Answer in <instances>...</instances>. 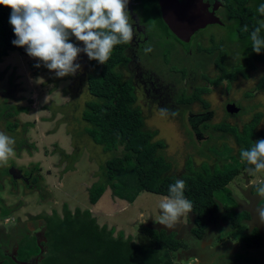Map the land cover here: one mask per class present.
I'll return each mask as SVG.
<instances>
[{
	"label": "rangeland",
	"instance_id": "1",
	"mask_svg": "<svg viewBox=\"0 0 264 264\" xmlns=\"http://www.w3.org/2000/svg\"><path fill=\"white\" fill-rule=\"evenodd\" d=\"M230 26L224 28L209 26L197 33L190 45L193 46L196 41V47L200 49L201 53L203 50L206 56L210 53L217 56L218 53L220 54L217 49L213 50L206 45L202 47L198 45L203 41L208 42L210 37L212 39L228 38L231 35ZM226 41L229 40L226 39ZM72 42L81 47L82 43L76 41L74 37H72ZM147 58H151L150 64L152 62L159 72L165 71L162 65L156 62L157 60L152 59L151 56H147ZM77 62L80 63L82 70L74 76L58 78L54 72L49 71L42 64L40 67H35L37 60L34 58L17 51L10 52L0 60V74H3L0 80V94L5 91L7 93L8 89L14 88L12 92L17 98L16 102L13 101L14 104L21 106L28 104L30 108L28 113L17 115L19 124L14 131L7 130L4 122L0 120V131L13 137L15 142L25 138L28 144L33 146L30 151L22 149L19 153L14 149L15 154L5 167L10 165L20 168L27 166L29 169L34 167V176H38L37 187H41V190L38 191L35 188H23L19 183L14 188L9 185L10 178L5 177L1 180L3 189L0 190V200L3 201V205L12 208V210L8 216L0 215V256L1 254L15 256L18 241L25 235L34 236L42 226H35L30 222L31 219L33 218L32 222H34L35 216L38 217L41 213L51 214L53 210L62 214L64 204H67L72 211L76 207L89 208L99 225H106L109 229L114 228V236L123 232L125 237L132 236L133 239H137L140 224L164 226L158 222L160 219L158 204L165 197L162 195L142 191L131 204L114 197L110 188H107L96 203H90L89 188L92 183L99 180L100 165L110 156L111 152H103L101 146L94 144L85 133H81L83 127V123H81L82 109L84 102L91 98L87 90L86 78L90 68L85 53H80ZM263 67L264 65L258 63L256 73L252 74L251 78H239L232 82L233 88L232 86L230 88L232 92L234 90L235 96L239 94L237 91L241 92L240 95L243 91H251L252 94H256L252 101L250 92H245L250 101L244 99L243 102L248 105H241L239 100L237 104L240 107H237L241 109L235 116L229 118L224 111L223 104H218L223 98L222 93L213 92L207 97L212 102L210 109L219 116L214 115L210 121L201 123L199 129L206 138L200 141L194 140L193 133L187 124L184 126V120L180 121L178 115H181L182 112H173L175 115L173 116L170 113L171 105L168 104L166 107L163 105L164 110L173 116V119L170 120L167 114H162L161 107L153 105L151 96L149 98L148 94L143 92V89L146 88L144 83H142L143 86L137 87L136 105L142 109L145 128L157 132L154 140L165 142V147L161 151L171 163L168 174L179 177L189 171H206L208 165L210 168L215 167L221 170L241 167L243 160L239 153L249 144L248 136L253 134L252 140L255 141L264 138V88L260 91L256 88L259 77L264 75ZM129 72V67H124L125 76L123 77L126 78ZM10 76L13 87L10 86ZM233 97L231 100L236 101ZM253 104L260 106L252 111L249 105ZM258 111L262 113V116L252 130L254 125L252 126L250 122L254 118V113ZM225 117H228L229 123L223 120ZM219 119L221 120L219 121ZM26 122L31 125L24 130L23 124ZM71 132H73L72 135ZM61 150L68 154H75V160H63L59 153ZM68 165L71 166V169L65 171ZM262 173L254 171L248 173L241 170L240 175L235 176L227 188L232 191L235 189V182L239 183V186L243 184L242 188L245 189H242L240 194L243 197L244 190L249 187L243 177L247 175L256 179ZM242 174L243 176H241ZM259 186H262V183L256 185L255 188L257 189ZM215 195L221 204L224 203L239 209L238 202L233 203L230 200L234 198V193L233 198L229 197L226 190L216 191ZM94 204L95 206H93ZM3 205L0 202V206ZM141 214L147 219L143 223H140L139 220ZM29 226L32 227L31 231L28 229ZM226 226L227 224L222 221L215 226L209 225L205 238L199 241L190 234L188 214L182 216L171 229L176 230L177 233L181 232V237L186 240L187 247L182 250L177 259L173 260L174 263L209 264L212 262L216 257L215 254L225 249V244L219 245V243L226 238V229L228 228ZM245 226L244 222L242 228ZM240 230L241 228L232 230L231 235L235 237ZM216 235H221L222 238H217ZM252 256L257 260L256 262L243 261L242 263L240 261L239 264H264V246L253 252ZM228 261L219 262L220 264H230Z\"/></svg>",
	"mask_w": 264,
	"mask_h": 264
},
{
	"label": "trees",
	"instance_id": "2",
	"mask_svg": "<svg viewBox=\"0 0 264 264\" xmlns=\"http://www.w3.org/2000/svg\"><path fill=\"white\" fill-rule=\"evenodd\" d=\"M10 12L9 7L0 5V60L13 51L27 55L23 47L11 43L15 36L8 22ZM244 31L242 27L241 33L246 36ZM246 38L252 50L251 39ZM126 45L115 46L105 65L89 60L91 68L87 74V90L91 98L84 102L81 133H85L94 144L101 146L103 152H111L110 156L112 155L100 165V178L89 188L90 203H96L107 188H110L114 197L129 203L135 201L142 191L168 196L169 185L179 178L186 182L184 195L192 202V211L188 214L192 236L202 239L208 231L209 223L217 222L220 211L221 218L229 221L233 229L240 226L242 218H249V214L238 212L233 206L221 204L215 193L226 190L229 197L233 198V192L227 188L228 183L241 170L253 166L243 161L241 167L221 170L208 165L206 171H189L179 177L168 174L171 163L161 151L165 142L154 140L157 132L145 128L144 116L136 105L137 96L131 79L123 80L114 70L117 64L127 60L124 54ZM252 53L258 60L264 61V50L260 54ZM9 78L10 86L13 87L12 77ZM258 87H264V78ZM12 91L14 88L0 94V120L9 131H14L18 126V114L30 111L28 104H14L17 98ZM196 97H199L197 92ZM186 98L191 99L192 95ZM260 115L255 114L250 122L254 125L252 130L259 122ZM11 118L14 120L11 121ZM29 125L31 123H24V130ZM249 136L246 149H250L255 142L252 140L254 135ZM31 147L22 138L17 142L16 150L18 153L23 148L30 151ZM59 153L63 160L76 158L75 154H68L63 150ZM70 169L71 166L68 165L65 171ZM7 174L6 168L0 171V176ZM2 189L0 182V190ZM230 200L235 203L234 198ZM0 202L3 205V201ZM0 210L4 217L10 214L12 208L3 205ZM39 216L45 222V240L39 242L36 236H23L17 244L16 255L1 254L0 264H175L173 260L187 247L181 232L154 224H140L137 239L132 236L125 237L123 232L114 236V228L99 225L88 208L76 207L72 211L64 204L62 214L53 210L51 214L41 213ZM240 237L248 247L263 245L262 236L257 229L248 235L241 234ZM244 257L238 254L234 260L237 262ZM210 264H219V261Z\"/></svg>",
	"mask_w": 264,
	"mask_h": 264
},
{
	"label": "flooded vegetation",
	"instance_id": "3",
	"mask_svg": "<svg viewBox=\"0 0 264 264\" xmlns=\"http://www.w3.org/2000/svg\"><path fill=\"white\" fill-rule=\"evenodd\" d=\"M169 1H177L183 5L195 7L203 14L213 13L214 16L219 19V22L206 24L204 27L195 30L191 35L186 36L187 39H184L173 32L164 19L163 8L165 3ZM261 3H264V0H129L128 9L133 18L134 36L131 43L127 44L124 48V54L127 60L117 64L114 70L121 75L123 80L131 79L135 86V93L137 87H140V85L143 86L142 83H144L146 88H144L145 86L143 87L144 89L142 88L143 92H146L149 98L151 96L154 103L153 105H156L158 108L161 107L164 110L163 105L166 107L170 104V113H172V115L173 112H182L181 115H178L180 121L184 120L183 125L185 126L187 124L190 131L193 133L192 137L194 140L197 139L200 141L206 138L199 129L201 123L203 121H210L215 115L214 111L210 109L212 102L207 98L211 93H222L223 98L218 104H223L225 107L224 111L228 114L229 118L239 113L241 109L237 107H240V105L237 104L239 100L241 105H248V103L243 102L244 99L250 101L249 96L245 92H250L252 101H254L256 97V94H252L251 91H243L241 95V92L237 91L239 94L235 96L234 90L232 92L230 86L233 88L232 82L237 81L239 78H251L252 74L256 73L258 63L264 65V61L258 60L252 53L253 50L248 46V38H246L250 37L252 30L258 26V21L264 19V16H261L256 11L258 5ZM228 25H231V35L226 38L229 41L221 37H217V39H212L210 37L208 39L209 43L203 41L198 45L200 47L206 45L209 48H213V50L214 48L217 49L220 51V54L218 53L217 56H213V53L206 56L203 50L201 53L199 51L200 49L196 47V41L193 46L190 45L196 34L207 29L209 26L224 28ZM245 26L248 29L244 31L246 32V36L241 33V28L243 27L245 29ZM260 35L264 37V29H262ZM70 39L72 42V38ZM147 56H151L152 59L157 60L156 62H159L165 71L163 73L162 71L159 72L158 68L154 66L152 62L150 64L149 61L151 58H147ZM88 65L89 68H91L89 59ZM126 66L129 67L130 72L129 75L124 78V67ZM262 78H264V75L259 77V82ZM1 79L2 77L0 80ZM259 82L256 85L258 91L264 88L258 87ZM148 85L149 87H147ZM196 92L197 95L199 94V97H196ZM191 95V99L186 98ZM232 97L236 101L231 100ZM230 104H234L238 111L229 112L227 108ZM259 106V104H253L249 105V108L253 111ZM170 113L168 112L167 115L171 120L175 115L170 116ZM258 113L261 114V119V112L258 111L254 114ZM178 117L176 116V119H178ZM228 117L223 118V120L229 123V121H227ZM220 120L221 119H219V121ZM19 141L20 139L15 142V151H17L16 145ZM26 143L28 144L27 141ZM26 150L29 151L28 149ZM25 167L26 168H20L15 165L4 166L3 168L7 169L8 174L4 177L0 176V182L3 178L8 177L10 178L9 185H11V187L16 188L20 183L23 188L30 187L40 191L41 187H37L38 176L35 177L33 173V170H35L34 167L31 169L27 166ZM3 168L1 167L0 171ZM12 168L17 170L13 169V172L10 173V169ZM14 173L17 176L15 179L13 178L15 176H13ZM234 199L235 202H238L237 205L241 206L243 202L236 198ZM262 204V206H264V202H262ZM236 210L238 212H245L240 207ZM32 220L33 218L30 222L35 224V226L42 225L39 232L37 231V234H34V236L37 237L39 242L45 240L44 219L40 216H35L34 222H32ZM221 221L226 223V227H228L226 229V238L219 243V245L224 243L225 249L219 251L218 254L216 253V257L213 261L229 260L228 262L230 264H239L240 261H242V263L243 261L247 263L256 262L257 260L252 256V253L264 246V233L260 232L258 227L259 220H255L249 215V218H242L240 226L233 229L229 221H224L221 216L218 215L217 222L213 224L209 223V225L215 226ZM244 222L246 226L242 228ZM31 228V226L28 227L30 231ZM239 228H241V230L233 237L231 231ZM254 229H257V232L262 236L263 245L261 247H248L240 237L241 234H250ZM205 236L199 241H202ZM215 237L222 238L221 235H216ZM195 239L197 238L195 237ZM238 254H242L245 257L235 262L234 258ZM222 256L226 257L221 258Z\"/></svg>",
	"mask_w": 264,
	"mask_h": 264
},
{
	"label": "clouds",
	"instance_id": "4",
	"mask_svg": "<svg viewBox=\"0 0 264 264\" xmlns=\"http://www.w3.org/2000/svg\"><path fill=\"white\" fill-rule=\"evenodd\" d=\"M129 0H0V5L11 9L9 24L15 39L11 43L23 47L27 55L37 60L58 78L74 76L82 70L78 63L80 53L89 60L105 65L115 46L131 43L134 30L133 18L128 9ZM256 11L264 16V3ZM264 19L250 33L253 52L264 50ZM245 26V31H247ZM82 42L83 47L71 42ZM167 114V110H161ZM15 139L0 131V166L8 164L14 156ZM241 160L253 166L249 171L264 172V138L254 142L250 149H242ZM183 179L169 185V195L158 204L159 223L171 228L179 219L192 211V202L184 195ZM257 195L264 198V186L257 188ZM256 218L264 224V206L254 209ZM140 223L147 219L143 214Z\"/></svg>",
	"mask_w": 264,
	"mask_h": 264
},
{
	"label": "water",
	"instance_id": "5",
	"mask_svg": "<svg viewBox=\"0 0 264 264\" xmlns=\"http://www.w3.org/2000/svg\"><path fill=\"white\" fill-rule=\"evenodd\" d=\"M163 16L173 32L184 39H187L186 36L191 35L195 30L204 27L206 24L219 22V19L213 13L203 14L197 8L180 4L177 1L165 3ZM227 110L229 112L238 111L234 104H230ZM13 169L15 168L10 169V173L13 172ZM16 177L15 175L13 178L15 179Z\"/></svg>",
	"mask_w": 264,
	"mask_h": 264
},
{
	"label": "crops",
	"instance_id": "6",
	"mask_svg": "<svg viewBox=\"0 0 264 264\" xmlns=\"http://www.w3.org/2000/svg\"><path fill=\"white\" fill-rule=\"evenodd\" d=\"M245 171L248 173L251 172L248 169H246ZM241 176H243V175H241ZM258 176H261V177L258 178ZM258 176L256 179H252L251 177H249L247 175L243 177V178H245L246 185L249 186V187H246L247 190H244V192H243L244 196L243 197L240 195L242 189H245V188H242L243 184H240V186H239V183L235 182V184H234L235 189L232 190V192L234 193V198H236L237 200H241L243 202L241 204L240 208L243 209V211L247 212L251 216V218H253L255 220L258 218H256V216H255L254 209L257 208L258 206H262L263 205L262 202H264V198L259 197L257 195V192H255L257 190L255 188L256 185L262 183V186H264V172L262 174H259ZM230 182H232V180ZM229 183H228V185H230ZM125 202L128 203L127 201H125ZM93 206H95V204ZM258 227L260 229V232L264 233V224L259 222Z\"/></svg>",
	"mask_w": 264,
	"mask_h": 264
}]
</instances>
